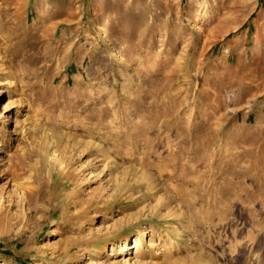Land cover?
I'll return each instance as SVG.
<instances>
[{
    "label": "rangeland",
    "instance_id": "rangeland-1",
    "mask_svg": "<svg viewBox=\"0 0 264 264\" xmlns=\"http://www.w3.org/2000/svg\"><path fill=\"white\" fill-rule=\"evenodd\" d=\"M0 264H264V0H0Z\"/></svg>",
    "mask_w": 264,
    "mask_h": 264
},
{
    "label": "bare ground",
    "instance_id": "bare-ground-1",
    "mask_svg": "<svg viewBox=\"0 0 264 264\" xmlns=\"http://www.w3.org/2000/svg\"><path fill=\"white\" fill-rule=\"evenodd\" d=\"M62 159V158H61ZM60 158H58V160H59V162L61 163V162H63L62 160H61Z\"/></svg>",
    "mask_w": 264,
    "mask_h": 264
}]
</instances>
